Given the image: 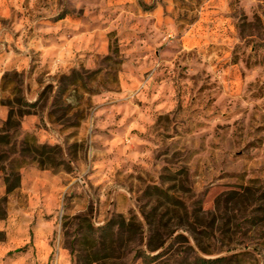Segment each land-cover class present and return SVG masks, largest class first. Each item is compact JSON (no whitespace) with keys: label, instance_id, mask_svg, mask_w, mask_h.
I'll use <instances>...</instances> for the list:
<instances>
[{"label":"rangeland","instance_id":"374dc122","mask_svg":"<svg viewBox=\"0 0 264 264\" xmlns=\"http://www.w3.org/2000/svg\"><path fill=\"white\" fill-rule=\"evenodd\" d=\"M0 130V264L120 215L151 264H264V0H0Z\"/></svg>","mask_w":264,"mask_h":264},{"label":"trees","instance_id":"16d2710c","mask_svg":"<svg viewBox=\"0 0 264 264\" xmlns=\"http://www.w3.org/2000/svg\"><path fill=\"white\" fill-rule=\"evenodd\" d=\"M9 122L11 121L9 120ZM9 122H7V124ZM27 142L32 143L31 146L28 147L27 152H37L46 155L55 149L54 146L39 143L35 139L29 140L27 138ZM10 143V135L0 130V163L11 160L9 159L10 156L4 150V147ZM13 160H15V158ZM2 169H5V165ZM5 182L8 186V192L18 188L21 182L20 173H15L14 171L7 173L5 175ZM143 225L144 222L137 220L135 217L126 218L122 215L118 216V218L115 216L108 219L98 228H95L93 224H90L86 231L81 232L76 236L77 242L88 244V248L85 249L84 253H78L74 247L72 248L75 262H77V264H108L110 262L115 264L116 262L125 259L130 252L135 250L132 247H129L130 244L135 242L137 238H140V240L145 239V229ZM2 233L3 232L0 231V234ZM164 245L165 243L162 242L155 247H150L149 245L147 249H143L142 247L137 248L132 259L134 260L142 257L146 263L151 264L159 259L163 252L159 251L153 253V251L163 248ZM228 260L229 257L225 255L218 257L198 255L194 260V264H223Z\"/></svg>","mask_w":264,"mask_h":264}]
</instances>
